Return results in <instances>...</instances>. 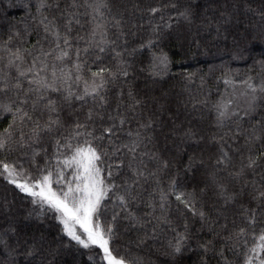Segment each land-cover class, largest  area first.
I'll use <instances>...</instances> for the list:
<instances>
[{
	"label": "trees",
	"instance_id": "1",
	"mask_svg": "<svg viewBox=\"0 0 264 264\" xmlns=\"http://www.w3.org/2000/svg\"><path fill=\"white\" fill-rule=\"evenodd\" d=\"M52 3V0H49ZM37 0H0V69L7 72L5 64L8 59L6 48L13 52L17 47L28 48L35 44L38 35H42L38 23V14L35 10ZM59 8L52 7L45 10L49 19L56 17L63 28L65 20L60 13L71 3V0H58ZM82 4L83 0H78ZM111 8L109 13L105 10L104 19L108 22V37L115 40L117 51H123L131 67L129 76L121 77L115 84L108 85L106 99L108 105L104 110L105 123H109L106 117L113 113L117 103H121L119 92L123 90L124 97L120 111L124 113L126 106L132 101L128 98L129 88L137 99L143 103L136 107L135 111L128 110V120L118 128L117 142L127 143L134 138L129 133L140 131L146 139L141 151L150 155L155 153L160 159L169 161V168L160 172L161 187L167 191L169 177H175L177 182L188 191L193 188L197 190L199 197L198 207L203 206L206 214L216 221L214 231H209L208 225L198 216L185 212L181 217L173 203L168 215L183 231L182 222L186 219L189 227L190 240L188 249L182 256L173 260L163 255L167 251L168 240L173 236L170 228L161 225L155 234V239L149 235L145 239V233L151 232V224L155 219L148 217L151 224L141 228L139 225L131 226L130 222L124 219V210L114 207L109 202L106 209H102L101 220L111 223L114 212L119 213L115 221L117 235L112 246L115 251L130 260L133 264H200L204 256L198 243L211 240L214 251L205 257L207 264H225L221 258L220 249L223 248V255L231 264H241L240 250L235 254L230 250L231 245L226 246L223 237L233 230V223L237 226H245L244 218L241 215V205L249 208L256 207V201L252 196L256 193L251 186L245 188L235 203H229L227 208L223 207L226 195L238 191L243 180L228 177V173L221 170L217 174V183H224L227 192L220 194L221 190L217 183H213L208 176L212 171L211 165L218 155V140L222 130L216 125V109L214 105L221 99L232 100L233 107L243 109L246 107L249 97L246 95V85L243 83L249 77L253 82L264 80V0H108ZM31 4L32 7L25 8L24 5ZM133 4H138L139 9H134ZM175 5V7H173ZM191 6L193 17L191 21L185 20L178 15L185 7ZM157 7L161 9L155 14H150L147 9ZM71 10V9H69ZM91 9L79 8L81 21L80 25L73 23V37L87 36L92 25L90 16L84 15ZM123 17L122 30L124 35L117 39L120 30L112 27L114 21ZM35 17V18H33ZM163 17V19H161ZM170 25V27H166ZM158 27L159 32L153 33V28ZM20 33L17 37L14 34ZM30 32V35L28 34ZM12 37L9 42V37ZM26 39H22L25 38ZM152 39L155 48H141L142 44ZM43 42V41H42ZM45 48L49 45L46 42ZM77 46L83 47V42L73 41ZM135 49L134 55H128ZM163 49L168 54L170 65L163 74L153 75L149 71V64L153 52ZM91 51V50H90ZM34 53H23L26 60L30 61ZM89 63L93 71L98 66H114L115 60L111 52L102 54V59L92 63L94 56H89ZM19 63V61H17ZM51 62V61H50ZM71 67V61L68 62ZM3 73L0 72V76ZM15 76V70H12ZM85 77L89 76L87 70ZM227 81V82H226ZM27 88V82H24ZM80 89L83 85L80 84ZM13 96L10 91L7 95L0 94V102H6L7 97ZM53 98H57L55 95ZM98 103V102H97ZM76 115L81 121L85 118L88 108L98 110L90 98L81 108V102H74ZM37 112L35 116H39ZM46 115V114H45ZM34 116V118H35ZM151 118V127L144 129L141 124L147 123ZM257 121H264V97L257 101L256 110L250 117L243 118V127L249 128ZM13 123L11 114L0 112V138L8 141L6 149H0V160L16 162L18 167L39 174L46 166H54L53 153L55 148L50 136L45 135L40 144L32 147H22L19 143L20 130L29 133L32 124L25 121L21 126L19 121L10 129L11 135L5 133V129ZM232 125H229L231 127ZM186 129H192L197 133L196 142L183 136ZM225 131L227 129H224ZM66 134V133H65ZM227 139V138H226ZM242 138L236 143L228 140V146L236 147L241 144ZM107 144V141H105ZM264 140L257 142L256 148L260 149ZM33 148L46 149L47 152L40 153L33 160ZM149 156H144V162L148 170L155 171L157 161ZM189 157L197 159V166L190 172L184 171L183 166L188 163ZM125 165L128 156H123ZM205 161V166H200L199 160ZM233 164H239L238 157L233 158ZM229 170H233L229 168ZM259 172L260 169H257ZM179 172V175H177ZM122 176H130L125 166ZM66 179H71L70 171L66 170ZM259 181L260 177L252 173L248 174V180ZM117 183H121L117 177ZM144 186L143 200L139 207H133L137 215H143L150 210L146 206L149 199L157 200L159 192L154 191L156 183L152 178L147 182L141 180ZM208 184L204 192L199 190ZM57 187V185H53ZM151 194V195H150ZM174 200V198H172ZM219 210V211H217ZM42 210L38 205H33L27 194L20 192L14 185L10 184L3 176H0V264H97V260L89 261L86 250L77 253L72 248L65 249L61 241L67 243L69 240L61 232L62 225L53 218L51 211L43 216L38 215ZM31 213V215H29ZM156 216L160 215L157 208ZM227 217L228 229L221 230L219 225L225 223ZM257 228L264 229V217H257ZM16 231L13 232L12 229ZM215 232H220L219 236ZM42 238V239H41ZM144 240V242H141ZM27 241V244L25 243ZM33 241H38V247L44 249L43 255L37 253L31 257L26 255ZM19 242V243H17ZM74 243V242H73ZM7 245V246H6ZM58 250L59 254H56ZM52 252V255H48Z\"/></svg>",
	"mask_w": 264,
	"mask_h": 264
},
{
	"label": "snow or ice",
	"instance_id": "2",
	"mask_svg": "<svg viewBox=\"0 0 264 264\" xmlns=\"http://www.w3.org/2000/svg\"><path fill=\"white\" fill-rule=\"evenodd\" d=\"M24 7L30 8L32 5L26 4ZM52 7H60L58 0H52V3L49 0H37L35 10L43 34L38 35L35 44L28 48L17 47L15 52L6 48L8 59L5 67L8 71L4 72L0 69L3 73L0 76V94L7 95L11 91L13 96L7 97L6 102H0V112L12 115L13 123L5 129V133L9 136L10 129L17 120L21 126L26 120L31 122L32 127L27 138L22 128L20 130L19 143L22 147L30 148L34 144H40L45 135L50 136L55 148L53 153L55 165L46 166L39 174L33 175L23 167H18L16 162L0 160V176L20 192L27 194L33 205L39 206L42 211L38 215L43 216L51 211L53 218L62 225L61 232L69 238L66 244L61 241V246L65 249L72 248L77 253L86 250L89 253V261L97 260V264H133L132 261L119 255L112 246L117 235L115 221L119 213H113L111 223L101 220L102 209H106L109 202H112L114 207L124 210V219L128 220L131 226L139 225L144 228L145 225L151 224L148 217L155 219L156 223L151 224V232L145 233V239L149 235L155 239L157 229L161 225L170 228L173 236L168 240L167 251L163 255L175 260L188 249V241L191 237L186 219L182 222L183 231H179L178 226L169 217L168 213L173 203L181 217L185 212H190L205 221L209 231H214L213 226L216 221L206 214L202 205L197 206L199 197L195 188L188 191L177 182L175 177L168 178L167 191L161 187L160 172L169 168V161L160 159L155 153L150 155L146 151H141L146 137L140 131L134 134L130 132L129 136L134 138L127 143L117 142L114 139L117 137L118 128L128 120L127 111H135L136 107L143 103L141 99L136 98L131 88L127 96L132 103L126 106L124 113L120 111L124 97V92L121 90L118 94L121 103H117L113 113L107 115L106 119L109 123H105L104 110L108 105L106 99L108 85L115 84L121 77H128L131 67L130 62L124 57L127 49L117 51L116 41L108 37V22L104 19L105 10L111 12L108 0H83L82 4L78 3V0H71V3L60 13L61 18L65 20L63 28L56 17L49 19L45 15V10ZM80 7L91 9L90 13L86 11L84 15L90 16L89 22L92 27L86 37L79 35L73 37V23L81 24L78 18ZM133 8L139 9V5L133 4ZM160 10L157 7L147 9L150 14ZM178 15L191 21L194 14L191 6H187ZM122 19L123 17L120 19L112 17L114 21L112 27L120 30L117 39L124 35ZM157 32L159 28L154 27L153 33ZM28 34L30 35V32ZM14 35L19 37L20 33L16 32ZM11 39L10 36L9 42ZM74 40L83 42V47L74 44ZM42 41L49 46L45 48V43ZM139 47L151 49L155 48L156 44L149 39L146 44ZM135 51L133 49L128 55H134ZM106 52L113 54L114 66H98L93 71L89 56H94L92 63H96ZM23 53L34 54L28 61ZM2 60L3 58L0 57V61ZM169 65L168 54L163 49H159L152 53L149 71L153 75H160L167 71ZM13 69L15 76L12 75ZM85 70L89 73L88 77L84 75ZM243 83L246 85V95L249 97L246 107L243 109L233 107V101L230 99H221L214 105L217 114L216 125L222 130V134L219 137H212L213 140L219 141L218 155L211 165L212 171L208 176L213 183H217V174L223 170L228 173L229 178L243 180L238 191L225 196L223 204L225 208L230 202L235 203L249 186L256 193L252 196L256 201L255 208L241 205L245 226H237L233 220V230L223 239L226 246L231 245L230 250L234 254L237 249L240 250L241 264H264V229L257 228V217H264V144H261L260 149L256 148L257 142L264 140V121H257L249 128H244L242 123L244 117H250L256 110L257 101L264 97V80L253 82L249 77ZM80 84L83 85L82 89L79 87ZM54 95L57 98H53ZM88 98L97 105L95 116L98 119H93L94 109L88 108L85 118L81 121L76 115L74 102H81L83 108ZM37 112L40 113L39 116H35ZM141 127L149 129L151 118L147 123L141 124ZM183 136L196 142L203 139L201 136L197 140V133L192 129H186ZM239 138H242L241 144H237L234 148L228 146V140L236 143ZM7 146L8 141L0 138V149H6ZM40 151L47 152L46 149L33 148V160ZM125 155L128 156L127 165L123 159ZM149 155L152 160L158 162L155 171L148 170L144 162L143 157ZM234 157L239 159L238 166L233 164ZM199 164L205 166V161L200 159ZM125 166L131 173L130 176L121 175ZM196 166L197 159L189 157L183 170L190 172ZM229 168L233 170L230 171ZM257 169L260 171L258 172ZM66 170L70 171L71 179L65 178ZM249 173L259 176V181L255 179L249 181ZM117 177L120 178L121 183H117ZM149 178L156 183L154 191L159 192L158 201L149 199L146 206L150 211L137 215L132 209L138 208L144 202V186L141 180L147 182ZM54 184L57 187H54ZM207 187L208 184L205 183L199 191L202 193ZM217 187L221 190V195L227 192L224 183H217ZM157 208L160 210L159 216L155 215ZM219 227L225 231L228 229L227 217L225 223L220 224ZM12 231L15 232L16 229L13 228ZM220 234L215 232L217 236ZM25 243L27 244V241ZM38 244V241H33L26 255L29 257L37 253L43 255L44 249L38 247ZM198 247L204 253L200 264H207L205 257L209 252L214 251L213 242L209 240L198 243ZM223 251V248L220 249L221 258L225 260V264H231L224 257ZM52 254V252L48 253V255ZM56 254H59L58 250Z\"/></svg>",
	"mask_w": 264,
	"mask_h": 264
}]
</instances>
